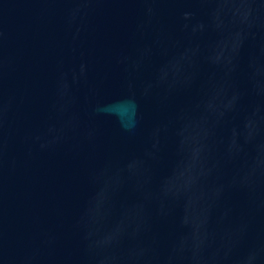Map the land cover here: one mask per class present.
Masks as SVG:
<instances>
[{
	"label": "water",
	"instance_id": "obj_1",
	"mask_svg": "<svg viewBox=\"0 0 264 264\" xmlns=\"http://www.w3.org/2000/svg\"><path fill=\"white\" fill-rule=\"evenodd\" d=\"M0 264H264V0H0Z\"/></svg>",
	"mask_w": 264,
	"mask_h": 264
}]
</instances>
